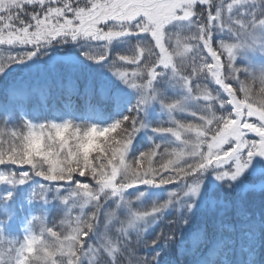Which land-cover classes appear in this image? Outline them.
<instances>
[{"label": "snow or ice", "instance_id": "obj_1", "mask_svg": "<svg viewBox=\"0 0 264 264\" xmlns=\"http://www.w3.org/2000/svg\"><path fill=\"white\" fill-rule=\"evenodd\" d=\"M0 97V264H264V0H0Z\"/></svg>", "mask_w": 264, "mask_h": 264}, {"label": "trees", "instance_id": "obj_2", "mask_svg": "<svg viewBox=\"0 0 264 264\" xmlns=\"http://www.w3.org/2000/svg\"><path fill=\"white\" fill-rule=\"evenodd\" d=\"M115 55V53L113 54ZM67 89H71V85L66 86ZM2 99V97H0ZM51 108L53 111H55L57 114L62 110V108L65 106L64 105V99L57 93L54 95L53 99L50 101ZM71 108L75 111H77V114L80 113H88L90 111L89 103L88 101L83 97V96H78V95H72L71 96ZM32 109L34 112L39 111L40 109V104L39 103H34L32 105ZM15 123V122H13ZM13 125H7L5 126L3 123H0V127H6L7 130H10ZM6 138V137H5ZM62 213L58 212L56 209H52L48 214H47V220L49 223V226H51L52 222H58V220L61 218ZM34 231L39 232V222L37 221L35 223ZM22 239V235L20 236Z\"/></svg>", "mask_w": 264, "mask_h": 264}]
</instances>
